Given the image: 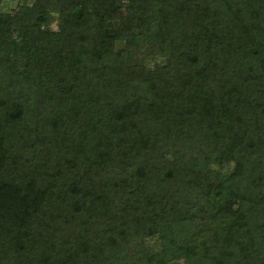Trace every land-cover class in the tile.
<instances>
[{"label":"trees","instance_id":"trees-1","mask_svg":"<svg viewBox=\"0 0 264 264\" xmlns=\"http://www.w3.org/2000/svg\"><path fill=\"white\" fill-rule=\"evenodd\" d=\"M179 261L264 264V0L0 11V264Z\"/></svg>","mask_w":264,"mask_h":264},{"label":"rangeland","instance_id":"rangeland-1","mask_svg":"<svg viewBox=\"0 0 264 264\" xmlns=\"http://www.w3.org/2000/svg\"><path fill=\"white\" fill-rule=\"evenodd\" d=\"M32 0H1L0 11L3 13H9L16 9L19 5H29ZM53 27V26H52ZM147 249L151 252H155L159 249L158 243L156 240L148 241L144 244ZM175 264H184L182 261L176 262Z\"/></svg>","mask_w":264,"mask_h":264}]
</instances>
